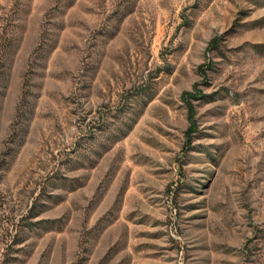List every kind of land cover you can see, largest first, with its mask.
I'll return each mask as SVG.
<instances>
[{
	"label": "rangeland",
	"instance_id": "1",
	"mask_svg": "<svg viewBox=\"0 0 264 264\" xmlns=\"http://www.w3.org/2000/svg\"><path fill=\"white\" fill-rule=\"evenodd\" d=\"M0 264H264V0H0Z\"/></svg>",
	"mask_w": 264,
	"mask_h": 264
}]
</instances>
